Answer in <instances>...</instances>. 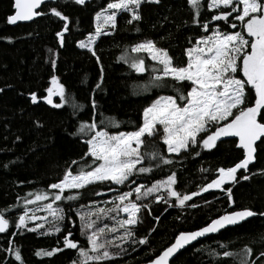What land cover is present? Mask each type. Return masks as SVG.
<instances>
[{
	"label": "trees",
	"instance_id": "obj_1",
	"mask_svg": "<svg viewBox=\"0 0 264 264\" xmlns=\"http://www.w3.org/2000/svg\"><path fill=\"white\" fill-rule=\"evenodd\" d=\"M108 2L86 0L85 4L80 5L75 0H50L41 6L39 12L42 14L37 18L27 23L10 24L7 17L14 13L13 0H0V210L8 209L5 217L9 220L7 231L0 233V264H20L14 255L5 251L10 247L9 241L13 248L20 250L23 264H71L78 259L77 250L65 249L51 257L37 256L35 253L40 249L63 248V238L69 231L73 234L71 238L87 246L76 215L81 205L95 202L100 207H112L111 203L105 202L112 201L121 192L130 191L132 181L136 185L150 187L173 172L177 177L174 185L177 192L181 195H199L192 196L184 206H177L175 197H167L166 192L160 195L166 197L167 202L163 199L156 201V194L138 201L148 207L141 208V222L133 229L137 243H132L131 239L125 241L121 245L125 251L107 264L149 261L180 232L200 228L227 211L249 207L257 213H264V175L261 174L264 170V142H257L255 159L247 172L238 171L239 177L249 175L250 179H239L238 183L225 185L233 190L234 203H230L225 191L210 189L200 192V189L216 178L218 168L234 166L243 158V150L237 147V137H222L212 149L193 146L176 154L168 153L158 136L155 141L149 138L148 143L154 144L173 163L161 164L159 168L153 164L152 172L137 174L124 185L111 182L90 185L82 190L78 201L56 202L66 214L59 224L62 229L59 233L41 235L15 228L27 194L41 191L51 193L53 190L48 186L62 179L69 166L73 170L80 167V163L72 165V161L81 162L87 146L82 137L72 133L76 132L81 121L95 118L99 122L101 119L115 118L120 126L118 129L110 128V131H134L143 122V109L146 106L158 96L176 94L171 87H153L144 91L143 86L149 81L155 62L145 54H138L145 59L148 70L137 73L119 59L125 49L130 50L132 45L145 39H153L158 46L169 49L175 62L180 64L186 62L184 51L190 46L189 41L195 43L205 34L201 26L204 22H209L211 28L219 26L223 31H231L230 24L235 22L234 18L227 22L212 21L211 17L219 14L220 10H209L207 0H202L204 7L197 17L198 24L192 23L193 11L187 0H160L159 4L145 2L141 6V21L129 24L130 14L118 13L116 28L107 26L105 34L98 36L93 44L94 56L87 48H80L78 42L95 32V15ZM52 8L68 17L63 46L56 34L62 31L65 21L55 16L50 11ZM53 59L55 67L51 63ZM53 75L63 84L68 97V102L60 108L43 100ZM167 79L170 85L173 84L171 78ZM189 88L190 82H184L183 90L186 92ZM31 93L37 94L36 102L32 101ZM92 100L97 105L95 116ZM254 100V90H249L246 106H251ZM73 102L83 106L75 114ZM53 103H61L60 97L53 96ZM85 159L91 163L90 158ZM145 166L149 165L146 163ZM51 199L49 195L48 201L37 203L43 207V203L51 202ZM131 199H135V193ZM29 207L34 208L35 205ZM37 215L45 213L38 212ZM120 217H123L122 213ZM105 222L113 223L107 218ZM28 226L33 227L34 223L29 221ZM145 236L148 242L139 244L138 240ZM262 237L264 216L257 215L199 240L182 250L172 264H239L241 250L245 246L252 249L248 257L250 261L264 264V256L260 255L264 252ZM221 244L225 247L221 248ZM111 250L119 251L118 248ZM213 250L221 254L229 251L236 255L213 256L209 254Z\"/></svg>",
	"mask_w": 264,
	"mask_h": 264
},
{
	"label": "snow or ice",
	"instance_id": "obj_2",
	"mask_svg": "<svg viewBox=\"0 0 264 264\" xmlns=\"http://www.w3.org/2000/svg\"><path fill=\"white\" fill-rule=\"evenodd\" d=\"M85 2L86 0H75V3L80 5ZM145 2L159 4L160 0H109L106 7L95 15V32L90 33L86 40L79 41L78 46L87 48L95 56L93 44L98 36L105 34L107 26L116 28L118 13H129V24L141 21V6ZM42 3L43 0H15V14L7 17L8 23L28 21L41 15L42 13L35 9ZM187 3L193 11L192 23L198 24L197 17L201 15L204 7L202 0H187ZM207 8L220 10L219 14L211 17L212 21L227 22L234 18L235 22L230 24L232 30L223 31L219 26L211 28L209 22H204L201 26L205 34L197 38L195 43L189 41L190 46L184 51L186 62L177 64L169 49L158 46L153 39H145L132 45L130 50L125 49L119 59L128 63L137 73L148 70L145 59L138 54L147 53L155 62L151 68L152 75L143 86L144 91L153 87H171L176 94L158 96L146 106L143 109V122L134 131H110V128L118 129L120 126L115 118L101 119L99 122L95 118L91 121H81L76 132L72 133L82 137L87 146L81 162L72 161V165L80 163V167L73 170L69 166L62 179L48 186L53 190L51 193L41 191L27 194L23 211L15 222L16 229L39 232L41 235L59 233L62 230L59 224L64 221L66 214L64 208L56 202L78 201L82 190L90 185L105 182L124 185L137 174L152 172L153 164L159 168L161 164L173 163L154 144L148 143L149 138L155 141L158 136L166 145L167 152L176 154L193 146L212 149L222 137H237V147L243 150V158L234 166L218 168L216 178L200 189V192L210 189L225 191L229 202L234 203L233 190L225 185L229 182L238 183L239 179H250L249 175L239 177L238 170L247 172L250 163L255 159L257 142H264V0H207ZM229 8L230 11L227 10ZM50 11L65 21L62 31L56 34L63 46L64 32L68 31V17L56 8ZM238 27L239 30H236ZM97 61L99 62L98 57ZM51 63L55 67L54 59ZM167 78H171L173 84L170 85ZM184 82H190V88L186 92L183 90ZM51 83L52 87L46 90L47 96L44 99L53 107L60 108L68 102L65 88L55 75L51 77ZM99 87L97 84V88ZM249 90H254L255 100L251 106H246ZM53 96H59L61 103L54 104ZM31 99L36 102L37 94L31 93ZM82 107L73 102L74 114ZM92 108L95 116V100H92ZM212 128H215V131H211ZM201 136L204 138L201 139ZM85 158H90L91 163H87ZM146 163L149 166H145ZM261 174L264 175V170ZM176 183L175 172L155 181L150 187L136 185L135 181H132L133 187L130 191L121 192L112 201L105 202L111 203L112 207H100L95 202L81 205L76 215L79 217L81 234L86 237L87 246L71 238L73 234L69 231L63 238V248L57 246L51 250L40 249L35 254L51 257L65 249H73L77 250L78 259H74L71 264H107L125 251L121 247L125 241L131 239L132 243H137L133 229L141 222V208L148 207L138 201L156 194V201L163 199L167 202L166 197L160 195L161 192H166L167 197H175L177 206H184L192 196L199 195H181L174 188ZM133 193L135 199H131ZM49 195L52 197L51 202L43 203V207H40L37 202L48 201ZM29 205L35 207L30 208ZM7 211V208L0 210V233H5L9 228V220L5 217ZM38 212H44L45 215H37ZM120 213L126 214V218L120 217ZM257 215L264 216V213H257L245 207L227 211L198 230L180 232L174 243L150 260L149 264H170V259L179 250L197 238L216 233L226 226L245 222ZM105 218L113 223L105 222ZM156 219L158 221L159 217ZM29 221L34 223L33 227L28 226ZM261 239L264 240V237ZM147 242V236L138 240L139 244ZM9 244L10 247L5 251L10 252L16 261L23 264L20 250L13 248L11 241ZM220 247L224 248L225 245L221 244ZM112 248H118L119 251L113 252ZM241 251L239 264H254L248 259L252 249L245 246ZM209 254L223 257L236 255L229 251H223L221 254L215 250ZM260 255L264 256V252Z\"/></svg>",
	"mask_w": 264,
	"mask_h": 264
},
{
	"label": "water",
	"instance_id": "obj_3",
	"mask_svg": "<svg viewBox=\"0 0 264 264\" xmlns=\"http://www.w3.org/2000/svg\"><path fill=\"white\" fill-rule=\"evenodd\" d=\"M50 0H43V3L37 8V9H35V11H40V8H41V6L43 5V4H45V3H47V2H49ZM14 3H15V0H13V9H14V13H13V15L15 14V8H14ZM39 16V15H38ZM38 16H35V17H33V19H35V18H37ZM33 19H31V20H28V21H18V22H16V23H27V22H30V21H32ZM239 142V141H238ZM238 142H237V145H238ZM251 164V163H250ZM241 170H243V169H241ZM238 171H240V170H238ZM225 214V213H224ZM223 215V214H222ZM219 217V216H218ZM218 217H216V218H218ZM216 218H213V219H216ZM211 222V220L208 222V223H210ZM207 223V224H208ZM242 223V222H241ZM206 224V225H207ZM206 225H204V226H206ZM204 226H202V227H204ZM229 226H233V225H229ZM229 226H226V227H229ZM201 228V227H200ZM199 228H197V229H194V230H191V231H195V230H198ZM222 230V229H221ZM220 231V230H219ZM218 231V232H219ZM184 232H189V231H184ZM218 232H216V233H218ZM216 233H209V234H206L204 237H199V238H197V240H195V241H192L189 245H187V246H185L183 249H181V250H179V252L177 253V254H175V256L173 257V258H171L170 259V264H172V261L176 258V256L182 251V250H184V249H186L187 247H189V246H191V245H193V244H195L196 242H198L199 240H201V239H204V238H206L207 236H210V235H214V234H216ZM174 241H175V238L173 239V241L168 245V246H166L165 248H167V247H169L172 243H174ZM164 248V249H165ZM163 249V250H164ZM163 250H161L160 251V253L163 251ZM160 253L158 254V255H160ZM157 255V256H158ZM156 257V256H155ZM154 257V258H155ZM153 258V259H154ZM152 260V259H151ZM150 261V260H149ZM149 261H146V262H142V263H138V264H149Z\"/></svg>",
	"mask_w": 264,
	"mask_h": 264
},
{
	"label": "rangeland",
	"instance_id": "obj_4",
	"mask_svg": "<svg viewBox=\"0 0 264 264\" xmlns=\"http://www.w3.org/2000/svg\"><path fill=\"white\" fill-rule=\"evenodd\" d=\"M242 7V6H241ZM230 9V8H229ZM231 10V9H230ZM95 23H97L96 22V20H95ZM87 39V38H86ZM85 39V40H86ZM142 54H145V56L147 57V58H149L148 57V55H147V53H142ZM150 59V58H149ZM151 60V59H150ZM152 61V60H151ZM154 62V61H153ZM50 87H52V83H51V85H50ZM45 96H47V93H46V95ZM164 96H166V95H164ZM43 100L46 102V100L43 98ZM215 131V130H214ZM122 216H123V218H126V214H124V213H122Z\"/></svg>",
	"mask_w": 264,
	"mask_h": 264
}]
</instances>
